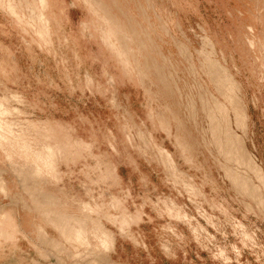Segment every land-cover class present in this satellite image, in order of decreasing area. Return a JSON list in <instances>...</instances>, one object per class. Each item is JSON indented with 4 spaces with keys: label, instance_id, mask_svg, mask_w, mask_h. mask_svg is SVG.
Wrapping results in <instances>:
<instances>
[{
    "label": "rangeland",
    "instance_id": "obj_1",
    "mask_svg": "<svg viewBox=\"0 0 264 264\" xmlns=\"http://www.w3.org/2000/svg\"><path fill=\"white\" fill-rule=\"evenodd\" d=\"M16 1L0 194L34 225L0 264H264V0Z\"/></svg>",
    "mask_w": 264,
    "mask_h": 264
},
{
    "label": "crops",
    "instance_id": "obj_2",
    "mask_svg": "<svg viewBox=\"0 0 264 264\" xmlns=\"http://www.w3.org/2000/svg\"><path fill=\"white\" fill-rule=\"evenodd\" d=\"M26 1V0H25ZM17 1L14 0V4ZM10 9V8H9ZM15 9V8H14ZM17 9V8H16ZM15 9V10H16ZM61 161V159H60ZM5 166L0 165V170H12L10 166L4 163ZM37 165V162L33 158V162L31 165ZM11 177L8 176V182H11ZM9 194L17 195L19 194L18 187L13 188L9 186L8 188ZM33 215L28 213L26 210L22 209L20 205L12 204L11 202H5L4 196L0 194V229H3L4 232L0 231V254L6 255L8 250H30L32 240L30 238L32 234V226L34 222L32 221ZM9 227H7V226ZM13 236L12 241L10 242L8 237ZM23 236V237H22ZM22 237V238H20ZM21 240L24 241L21 243ZM14 245V247H11ZM23 245H25L23 247ZM28 245V246H27ZM15 257V256H14Z\"/></svg>",
    "mask_w": 264,
    "mask_h": 264
},
{
    "label": "bare ground",
    "instance_id": "obj_3",
    "mask_svg": "<svg viewBox=\"0 0 264 264\" xmlns=\"http://www.w3.org/2000/svg\"><path fill=\"white\" fill-rule=\"evenodd\" d=\"M42 1H44V0H42ZM215 65V64H214ZM221 73V72H220ZM219 82V84L221 85V87H223L224 86V89H226L227 88V86H225L226 85V83H225V81L222 79V78H220L219 80H218ZM229 95H228V99H229ZM1 111H5V110H3L2 108H1V106H0V112ZM237 119H239V118H237ZM12 130V129H11ZM229 132H230V130H229ZM229 132H227V134H228V140H227V142H228V144L230 145V146H234V143H235V141H234V139H232L233 137H234V135H230V133ZM0 138H2V136L0 137ZM3 141H8V140H3ZM50 145V144H49ZM25 153L26 154H32L33 155V158H34V160L37 162V165L38 166H36L35 164H33V165H30V168L32 169V170H34V173H37V175L38 176H40V174H41V172H42V167H44V168H48L47 166H48V164L45 162H40V159H41V152H40V150H39V148H37L36 146H35V144L34 145H32L31 147L29 146L28 148H27V150H25ZM53 160V159H52ZM12 164H16V163H13L12 162ZM21 167V166H20ZM69 217H71V218H73L72 216H69ZM74 219V218H73ZM77 221V223H79V225H77V226H73L72 225V223H70L71 222V220H69V219H67V220H62L60 223H56L55 221H52V222H54L56 225L55 226H57L58 228H59V231H60V235H61V237L64 239V240H67L68 241V243L69 242H71V243H74V242H72V241H74V240H77V241H79L80 243H85V242H88V237H87V235L88 234H86V230H85V226L82 224V223H80L78 220H76ZM58 228H57V230H58ZM58 231V232H59ZM44 232V231H43ZM90 241V240H89ZM50 242H52V243H54V244H56V242L57 241H51L50 240ZM67 243V242H66ZM67 243V244H68ZM79 254V253H78Z\"/></svg>",
    "mask_w": 264,
    "mask_h": 264
}]
</instances>
